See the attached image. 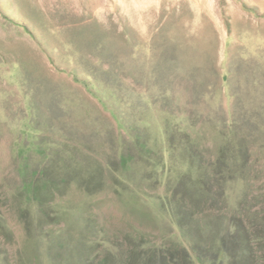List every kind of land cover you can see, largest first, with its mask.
<instances>
[{
  "label": "rangeland",
  "instance_id": "374dc122",
  "mask_svg": "<svg viewBox=\"0 0 264 264\" xmlns=\"http://www.w3.org/2000/svg\"><path fill=\"white\" fill-rule=\"evenodd\" d=\"M262 215L264 0H0V264H257Z\"/></svg>",
  "mask_w": 264,
  "mask_h": 264
},
{
  "label": "trees",
  "instance_id": "16d2710c",
  "mask_svg": "<svg viewBox=\"0 0 264 264\" xmlns=\"http://www.w3.org/2000/svg\"><path fill=\"white\" fill-rule=\"evenodd\" d=\"M29 29L30 28H28V30ZM100 77H101V79L103 78L102 76H99V78ZM108 89L110 91V88H108ZM224 145L227 146V144H223L222 146H224ZM232 150H234L233 146H232ZM222 151L223 150L219 151V153H220L219 158H221V156L223 155ZM231 156H234V154H231ZM121 158H123V157H121ZM219 158H217V159H219ZM233 159L235 162L237 159V156L235 155V158H233ZM212 166H213V164L210 165L211 170L209 171V173H211L213 175L212 177L215 178V181H217L218 184H223V186H224L225 183H228L234 177H235V179H242V176H240V177L238 176L237 170L235 169L234 164L232 165V167H229L227 165V163L226 164L221 163V165H218L216 168L215 167L213 168ZM19 167H20V165H19ZM18 173L20 174L22 181H25V182H22V185H21V191L25 195V200L26 199L37 200L42 205V203L44 202V196L43 195L45 194L44 193L42 195V190L45 188L44 182H43V184L38 185L34 182L35 180H33L32 177H30V176H34L36 174L35 170L30 171L29 176H26V174H25L26 171L23 169L18 170ZM26 177H29V178L26 179ZM246 177L247 176H245V179L247 180L248 178H250V175L247 178ZM203 186H204V179L201 183V189L199 191L201 197H202L201 191L203 190ZM201 197H199L197 199V204H195L194 206L189 205L188 203H187L188 205H185L182 207L180 206L182 209L185 208L184 209L185 213L180 212V207L176 205V209L178 210V212L183 215V218H184L183 224H185V221L188 218L190 219L191 217H194L195 214L200 213L201 211H204V209L202 207L205 206L207 202L205 201L206 199L202 200L203 198H201ZM41 199H43V200H41ZM198 205H200V206L198 207ZM21 211H22V214H24V212H25L24 216L27 215V210H25V211L21 210ZM42 212L45 213L44 210H42ZM262 216H264V215H262ZM255 218H257V217H255ZM260 219H261L260 223L263 224L264 218L262 219L261 217H258L256 220L252 221L253 224H255L257 226V222ZM261 231H262L261 235L259 234V230H258L255 234H250V235L246 234V235H243L242 237L240 236L241 237L240 241H242L243 246H244L243 252L245 254H247V257H249V258L252 255H254V257L252 259L255 261V263L258 260L257 264H264V224L261 228ZM252 248H255V250Z\"/></svg>",
  "mask_w": 264,
  "mask_h": 264
}]
</instances>
